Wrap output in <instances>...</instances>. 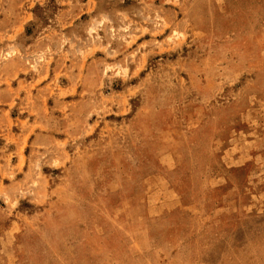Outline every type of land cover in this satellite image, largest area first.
<instances>
[{
	"label": "rangeland",
	"instance_id": "1",
	"mask_svg": "<svg viewBox=\"0 0 264 264\" xmlns=\"http://www.w3.org/2000/svg\"><path fill=\"white\" fill-rule=\"evenodd\" d=\"M0 264H264V0H0Z\"/></svg>",
	"mask_w": 264,
	"mask_h": 264
}]
</instances>
